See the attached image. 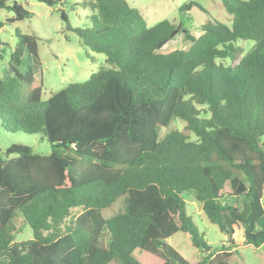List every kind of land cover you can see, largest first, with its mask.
<instances>
[{
  "label": "trees",
  "instance_id": "obj_1",
  "mask_svg": "<svg viewBox=\"0 0 264 264\" xmlns=\"http://www.w3.org/2000/svg\"><path fill=\"white\" fill-rule=\"evenodd\" d=\"M220 1L231 25H205L198 38L184 31L189 48L169 53L157 46L176 26L147 27L126 0L88 1L85 29L62 13L66 29L106 60L46 101L31 65L24 74L9 65L0 122L8 132L41 134L51 152L21 144L0 152V264H191L167 243L177 232L203 254L196 264H236L199 234L186 213L189 194L229 240L238 225L245 244L264 246V0ZM192 7L203 10L193 2L180 10ZM0 9L13 13L11 24L32 17L17 0H0ZM15 35L37 58L38 39ZM237 40L255 44L236 65L217 64L236 60ZM176 119L188 134L162 135ZM122 197L123 211L105 219ZM17 216L31 240L14 241Z\"/></svg>",
  "mask_w": 264,
  "mask_h": 264
},
{
  "label": "rangeland",
  "instance_id": "obj_2",
  "mask_svg": "<svg viewBox=\"0 0 264 264\" xmlns=\"http://www.w3.org/2000/svg\"><path fill=\"white\" fill-rule=\"evenodd\" d=\"M22 7L32 14V17L20 22L8 23L13 13L0 9V21L4 23L0 29V80L6 79L9 65L15 66L20 73L27 71V66L34 68L35 79L42 83V101H46L54 93L64 89L68 84L86 82L90 76L105 65L106 57L103 54L92 52L86 48L79 35L67 30L62 19V13L68 19V23L74 29L91 27L89 16L91 12L84 5L91 0H61L55 7H49L35 0H17ZM128 4L137 9L144 18L147 27L167 20L176 27L181 26L179 32L163 45L158 51L169 53L176 49H187L190 43L183 38L188 31L198 38L201 28L205 25H213L220 22L228 26L232 23V17L225 11L220 0H126ZM247 1V0H243ZM196 3L203 10L192 7L188 11H181V7L187 3ZM23 35L34 36L38 39L37 58L28 54L26 48L20 43L15 32ZM253 41L237 40L234 45L242 50L235 61L230 59L217 60V64L234 66L240 58L254 47ZM27 93L26 85H21L20 95L22 99ZM186 123L176 119L161 134L170 129L184 130ZM190 139H194L189 134ZM16 144L29 147L34 153L49 155L51 145L41 134L27 135L21 132H8L0 122V152ZM186 213L197 227L199 234L208 243L212 250L231 252L229 262L236 264H264V246L255 248L245 244L243 228L233 226V234L229 243L227 235L220 231L219 227L212 224L202 212L201 204L192 195H186ZM0 201H5V196L0 192ZM124 198H119L109 209L103 211L105 219L123 211ZM237 203V202H236ZM234 202V204H236ZM242 206V200H238ZM264 206V193H263ZM14 224L19 232L15 235V242H24L32 239V232L27 225L22 223L21 217L14 219ZM167 243L175 249L184 259L191 264H196L203 254L191 244L188 234L177 232L171 236Z\"/></svg>",
  "mask_w": 264,
  "mask_h": 264
},
{
  "label": "water",
  "instance_id": "obj_3",
  "mask_svg": "<svg viewBox=\"0 0 264 264\" xmlns=\"http://www.w3.org/2000/svg\"><path fill=\"white\" fill-rule=\"evenodd\" d=\"M180 28H181V26L176 27V29L171 33L169 40L172 39V38H173V37L179 32ZM183 32H184V31H183ZM169 40H166V41L161 42V43L157 46V49L159 50V49H160L163 45H165Z\"/></svg>",
  "mask_w": 264,
  "mask_h": 264
}]
</instances>
